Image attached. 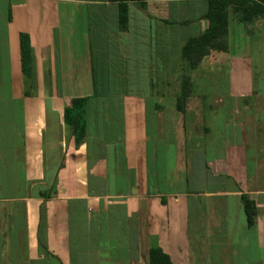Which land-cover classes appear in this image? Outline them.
Masks as SVG:
<instances>
[{
	"label": "crops",
	"instance_id": "crops-1",
	"mask_svg": "<svg viewBox=\"0 0 264 264\" xmlns=\"http://www.w3.org/2000/svg\"><path fill=\"white\" fill-rule=\"evenodd\" d=\"M206 9L129 4L120 32L107 0H0V264H149L153 247L172 264H264V20L229 23L228 52L190 73L181 113L180 49ZM77 98L79 146L64 121Z\"/></svg>",
	"mask_w": 264,
	"mask_h": 264
},
{
	"label": "trees",
	"instance_id": "trees-1",
	"mask_svg": "<svg viewBox=\"0 0 264 264\" xmlns=\"http://www.w3.org/2000/svg\"><path fill=\"white\" fill-rule=\"evenodd\" d=\"M117 4V27L120 32H125L128 25V5L131 4L146 14L147 0H107ZM208 27L198 36L185 40L180 49L182 62L181 88L176 101V109L183 113L186 99L192 94L190 73L212 52H228V25L236 22L247 27L258 20H264V0H207V9L203 16ZM20 60L21 70L26 78L33 77V55L26 34H20ZM87 98L72 100L71 107L64 112V121L70 129L76 146L84 139V108ZM49 191L45 194L47 195ZM241 205L246 217L248 227L254 223L256 215L255 203L246 195L240 197ZM149 264H172L169 256L160 248L153 247L148 253Z\"/></svg>",
	"mask_w": 264,
	"mask_h": 264
},
{
	"label": "rangeland",
	"instance_id": "rangeland-1",
	"mask_svg": "<svg viewBox=\"0 0 264 264\" xmlns=\"http://www.w3.org/2000/svg\"><path fill=\"white\" fill-rule=\"evenodd\" d=\"M257 65L254 68V90H258L260 96H263L264 91V59L260 58L259 56L256 57ZM148 124L149 129L152 131L153 129V104L148 105ZM167 109H170V105H165ZM182 185L179 184L177 189L181 188Z\"/></svg>",
	"mask_w": 264,
	"mask_h": 264
}]
</instances>
